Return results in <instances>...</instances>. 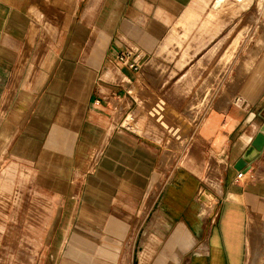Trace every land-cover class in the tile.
Instances as JSON below:
<instances>
[{"label": "crops", "instance_id": "obj_1", "mask_svg": "<svg viewBox=\"0 0 264 264\" xmlns=\"http://www.w3.org/2000/svg\"><path fill=\"white\" fill-rule=\"evenodd\" d=\"M208 4L0 0V226L14 199L38 215V263L264 264V150L233 169L264 125V47L183 158L126 124L138 72L117 56L149 58Z\"/></svg>", "mask_w": 264, "mask_h": 264}, {"label": "rangeland", "instance_id": "obj_2", "mask_svg": "<svg viewBox=\"0 0 264 264\" xmlns=\"http://www.w3.org/2000/svg\"><path fill=\"white\" fill-rule=\"evenodd\" d=\"M207 1L205 23L171 34L152 56L140 60L130 88L133 97H141L140 115H130L127 128L145 122L148 135L162 147L163 161L188 154L203 117L228 105L233 84L247 77L246 68L264 47V0H214V11L212 0ZM146 96L154 100L145 101ZM13 206L15 214L7 216L13 230L0 226V264H41L40 231L23 229L37 224L38 215L21 214L19 199Z\"/></svg>", "mask_w": 264, "mask_h": 264}, {"label": "water", "instance_id": "obj_3", "mask_svg": "<svg viewBox=\"0 0 264 264\" xmlns=\"http://www.w3.org/2000/svg\"><path fill=\"white\" fill-rule=\"evenodd\" d=\"M262 150H264V125L259 128L250 144L234 163L233 169L246 173L250 169V164L257 159Z\"/></svg>", "mask_w": 264, "mask_h": 264}, {"label": "built area", "instance_id": "obj_4", "mask_svg": "<svg viewBox=\"0 0 264 264\" xmlns=\"http://www.w3.org/2000/svg\"><path fill=\"white\" fill-rule=\"evenodd\" d=\"M140 64V56L133 50L119 54L115 60V66L117 68H127L133 72L140 70ZM242 176L241 173H237L235 180H241Z\"/></svg>", "mask_w": 264, "mask_h": 264}, {"label": "bare ground", "instance_id": "obj_5", "mask_svg": "<svg viewBox=\"0 0 264 264\" xmlns=\"http://www.w3.org/2000/svg\"><path fill=\"white\" fill-rule=\"evenodd\" d=\"M236 1V0H234ZM216 2V1H215ZM215 4V3H214ZM204 203L208 204L209 202L206 200V198L204 199Z\"/></svg>", "mask_w": 264, "mask_h": 264}]
</instances>
